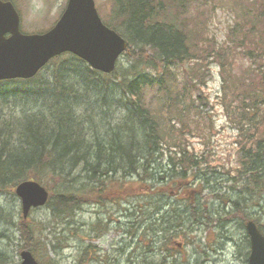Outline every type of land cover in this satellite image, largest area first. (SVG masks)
<instances>
[{
	"label": "trees",
	"instance_id": "obj_1",
	"mask_svg": "<svg viewBox=\"0 0 264 264\" xmlns=\"http://www.w3.org/2000/svg\"><path fill=\"white\" fill-rule=\"evenodd\" d=\"M185 3L112 0L111 11L104 16L108 21L102 20L125 38L123 55L128 64L115 67L111 74L62 54L33 78L0 81V191L7 187L13 191L22 180L48 186L46 207L64 227L85 204L131 206L129 211L123 209L133 228L128 242V246L132 243L130 264H148L145 259L154 251L161 254L155 264H172L168 258L181 247L179 239H186L185 232L192 228L189 222L202 214L207 217L197 199L192 202L188 196L179 200L169 195L186 191L190 186L187 172L197 165L191 155H185L184 128L176 129L170 123L172 117L183 119L189 109L188 103L179 109L185 88L174 89L176 72L172 68L188 63L200 49L192 40L195 32L188 26L190 12ZM250 4L253 16L246 6L237 20L239 44L243 47L247 35L256 36L245 52L247 57L263 59L250 68L247 80L243 73L227 83L228 72L223 68V89L231 90V99L223 103V109L236 130L233 142L241 156L236 168L226 172L234 174L229 178L234 182L229 194L214 198L220 201L224 215L239 220L242 229L253 220L264 231V211L255 216L248 212L249 205L261 211L264 204V64L259 66L264 62V0ZM210 48L214 56V48ZM148 89L156 91L154 109L145 98ZM8 96L21 99L16 112L9 108ZM163 148L183 153L178 158L169 154L162 166L158 157ZM128 179L132 181L128 183ZM217 222L222 227L225 221ZM95 226L100 236L105 224L96 221ZM96 227L92 232L97 233ZM17 231L23 240L21 247L40 260L39 239L31 224L20 220ZM243 235L246 263L249 241L245 231ZM5 237L0 232V264H11L3 250ZM84 249L82 256L89 252Z\"/></svg>",
	"mask_w": 264,
	"mask_h": 264
},
{
	"label": "rangeland",
	"instance_id": "obj_2",
	"mask_svg": "<svg viewBox=\"0 0 264 264\" xmlns=\"http://www.w3.org/2000/svg\"><path fill=\"white\" fill-rule=\"evenodd\" d=\"M66 1L11 0L19 13V28L24 33L44 32L52 27L61 15ZM251 1L184 0L185 8L188 7L187 10L190 12L187 16L188 26L195 32L193 38L200 41L193 38L192 40L200 49L192 54L193 58L188 63L180 68H172V72H176L174 89L185 88L184 101L179 103V109L185 103H188L189 109L184 113L183 119L179 116L172 117L170 123L176 129L184 128L187 136L184 145L185 155L187 157L191 155L197 165L187 172L190 174L187 181L190 186L186 191L169 195L179 200L188 196L192 202L197 199L198 203L204 206L207 217L202 214L201 217L189 222L192 228L185 232L186 239L182 237L179 239L182 241L181 247L177 252L174 250L173 257L168 258L171 259L168 262H173L172 264H247L244 261L245 230L242 229L239 220L224 215L220 201L214 196L229 194L228 189L234 183L229 178L234 174L232 171L230 174L226 172L236 168L238 158L241 156L233 142L236 130L228 122L223 109V103L231 99L230 88L223 89L225 85L223 68L228 72L227 83L237 80L243 73L247 80L246 75L250 68H255L263 59L259 55L247 57L245 52V48L256 36L253 38L252 35H247L243 47L239 44L241 34L237 20L246 12V6L252 10L250 13L253 16ZM111 4L112 0H94L102 22L104 16L109 15ZM210 47L214 48V56ZM127 64V57L122 54L116 67ZM262 64L264 62L259 66H263ZM185 69L189 71L186 73ZM234 86H238L237 81ZM153 95V89L146 90L145 98L148 99L151 109L156 107ZM8 102L9 108L16 112L18 109L16 105L21 104V99L18 96L16 98L8 96ZM180 153L183 152L176 148L170 152L163 148L158 163L163 166L169 154L173 158H178ZM199 177L202 179L198 182ZM130 181L132 180L128 179V183ZM236 183L238 187L240 181ZM139 187L142 188L143 184ZM129 198L127 197V200ZM131 200L135 201L134 197ZM122 204L119 208L118 202L106 203L103 206L85 204L75 213L73 221L64 227V223H59L51 217L46 205L31 209L26 218H22L19 199L7 187L0 191V232L6 235L3 239V250L13 262L19 260V254L24 248L21 247L23 240L17 231V225L22 220L31 224L35 238L39 239L37 256L40 260H37L40 264H130L128 254L132 243L128 246V242L129 232L133 228L128 225L129 216L123 209L128 208L129 211L131 206L126 207L127 205ZM262 206L263 209L260 211L259 208L249 205L248 212L254 216L258 215L264 211V204ZM217 219L225 221L222 227ZM96 221H101L102 226L105 224L104 232L100 236H97ZM95 227L97 233L92 232ZM84 248L89 252L82 256ZM153 254L145 259L148 264H155L161 256L159 252L154 251Z\"/></svg>",
	"mask_w": 264,
	"mask_h": 264
},
{
	"label": "water",
	"instance_id": "obj_3",
	"mask_svg": "<svg viewBox=\"0 0 264 264\" xmlns=\"http://www.w3.org/2000/svg\"><path fill=\"white\" fill-rule=\"evenodd\" d=\"M125 49L124 38L102 23L93 0H67L50 29L32 34L19 30V15L12 3L0 0V81L29 79L50 59L66 52L108 74ZM14 193L23 218L47 199L46 190L33 180L18 182ZM245 229L250 247L247 264H264V234L253 221H248ZM19 257L18 264H40L28 250L21 251Z\"/></svg>",
	"mask_w": 264,
	"mask_h": 264
},
{
	"label": "bare ground",
	"instance_id": "obj_4",
	"mask_svg": "<svg viewBox=\"0 0 264 264\" xmlns=\"http://www.w3.org/2000/svg\"><path fill=\"white\" fill-rule=\"evenodd\" d=\"M156 93V91L154 90V94ZM156 105V104H155ZM39 185H41L45 190H46V192H47V199H46V202L44 203V205L43 206H47V202H48V199H49V194H50V191L48 190V188L47 187H45L43 184H41L40 182H37ZM14 195L16 196V194L14 193ZM17 197V196H16ZM17 199H19L18 197H17ZM34 259H35V261L36 262H38V260L35 258V257H33ZM20 262V259L17 261V262H13L12 261V263L11 264H18ZM39 263V262H38Z\"/></svg>",
	"mask_w": 264,
	"mask_h": 264
}]
</instances>
